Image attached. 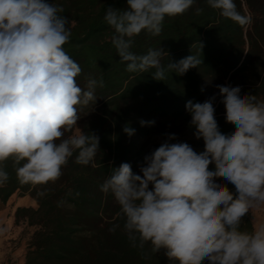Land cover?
I'll return each mask as SVG.
<instances>
[{
	"label": "clouds",
	"instance_id": "9594fccd",
	"mask_svg": "<svg viewBox=\"0 0 264 264\" xmlns=\"http://www.w3.org/2000/svg\"><path fill=\"white\" fill-rule=\"evenodd\" d=\"M194 3L126 0L123 8L108 6L103 19L113 30L111 43L126 71L151 72L154 80L165 81L169 73L182 76L198 68L200 43L198 53L176 62L168 59L166 65L162 60L168 54L161 47L145 54L132 51L135 37L142 32L159 36L166 17L181 16ZM206 3L241 27L252 23L235 0ZM64 11L47 0H0V186L9 180L7 161L21 184L47 185L60 179L71 158L90 166L100 151L95 133L73 130L80 111L95 104L96 89L104 81L89 77L84 87L78 84L82 69L64 48L72 36ZM216 87L232 133L219 128L216 95L202 103L189 100L190 127L203 140V151L187 142H170L176 140L171 134L144 157L142 175L124 162L100 185L114 197L123 232L142 259L163 251L169 264H264V223L252 231L241 227L251 210L264 206V100L242 95L241 86ZM154 123L140 121L141 126ZM123 131L135 134L127 125ZM221 178L235 191L218 183ZM47 193L44 188L38 195ZM118 228L113 224L109 231Z\"/></svg>",
	"mask_w": 264,
	"mask_h": 264
},
{
	"label": "trees",
	"instance_id": "16d2710c",
	"mask_svg": "<svg viewBox=\"0 0 264 264\" xmlns=\"http://www.w3.org/2000/svg\"><path fill=\"white\" fill-rule=\"evenodd\" d=\"M64 7L70 20L72 36L64 45L66 52L80 65L77 77L81 87L87 78L104 81L97 87L95 104L83 108L77 128L99 137L94 164L78 165L75 157L62 168L63 175L47 185L21 184L6 162L9 180L0 186V200L6 203L12 194L28 193L35 207L19 206L15 221H23L34 231L27 244L23 264H169L163 251L150 259L141 258L130 246L123 232V220L117 215L119 206L100 185L113 168L127 162L140 174L144 157L168 135L175 142H187L197 152L203 151V140L194 136L191 116L185 105L204 102L217 96L215 118L222 133L230 134L234 126L225 120V107L220 103L217 85L241 86V94H253L264 100V0H235L241 14H250L252 23L241 27L211 9L206 0H195L183 15L166 17L163 30L153 37L142 32L135 37L132 51L145 54L149 48H162L167 54L163 64L179 61L202 48V64L184 75L169 73L165 81H156L148 73H129L119 62L111 43L113 30L103 17L106 8H123L126 0H47ZM202 8L201 14L196 13ZM154 121L141 126L140 121ZM135 129L129 137L125 126ZM185 136V137H184ZM214 166L210 165V170ZM218 183H227L222 180ZM230 191L234 186L227 183ZM44 188L48 193L40 197ZM71 191L72 195H68ZM79 196H76V193ZM61 201H65L60 205ZM120 224L114 233L109 229ZM242 230L252 231L251 211L244 218Z\"/></svg>",
	"mask_w": 264,
	"mask_h": 264
},
{
	"label": "crops",
	"instance_id": "0c3cea01",
	"mask_svg": "<svg viewBox=\"0 0 264 264\" xmlns=\"http://www.w3.org/2000/svg\"><path fill=\"white\" fill-rule=\"evenodd\" d=\"M29 194H12L4 203L0 200V264H23L27 234L23 232V221H15V210L19 206L35 207Z\"/></svg>",
	"mask_w": 264,
	"mask_h": 264
},
{
	"label": "rangeland",
	"instance_id": "374dc122",
	"mask_svg": "<svg viewBox=\"0 0 264 264\" xmlns=\"http://www.w3.org/2000/svg\"><path fill=\"white\" fill-rule=\"evenodd\" d=\"M185 137V136H184ZM28 194V193H27ZM18 195H21L18 193ZM36 206V205H35ZM251 214H252V220H253V227L254 229L259 226L260 224L264 223V206L260 207L259 209H253L251 210ZM24 227H23V232L24 234H27V239H26V246H25V252L27 249V244L31 238V235L34 231V227H29L28 225H26L25 222H23ZM24 252V254H25Z\"/></svg>",
	"mask_w": 264,
	"mask_h": 264
},
{
	"label": "built area",
	"instance_id": "2783aa9c",
	"mask_svg": "<svg viewBox=\"0 0 264 264\" xmlns=\"http://www.w3.org/2000/svg\"><path fill=\"white\" fill-rule=\"evenodd\" d=\"M10 264H14V263H10Z\"/></svg>",
	"mask_w": 264,
	"mask_h": 264
}]
</instances>
